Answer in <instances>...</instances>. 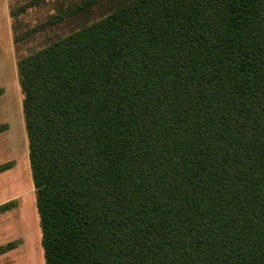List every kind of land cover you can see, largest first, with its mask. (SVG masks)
Segmentation results:
<instances>
[{
	"label": "trees",
	"instance_id": "obj_1",
	"mask_svg": "<svg viewBox=\"0 0 264 264\" xmlns=\"http://www.w3.org/2000/svg\"><path fill=\"white\" fill-rule=\"evenodd\" d=\"M10 14L45 264H264V0Z\"/></svg>",
	"mask_w": 264,
	"mask_h": 264
},
{
	"label": "rangeland",
	"instance_id": "obj_2",
	"mask_svg": "<svg viewBox=\"0 0 264 264\" xmlns=\"http://www.w3.org/2000/svg\"><path fill=\"white\" fill-rule=\"evenodd\" d=\"M25 0H0V205L11 203L0 213V264H45L40 216L29 158V140L23 112L18 59L44 44V32L36 38L14 42L11 7ZM46 8H32L20 16L26 26L47 17Z\"/></svg>",
	"mask_w": 264,
	"mask_h": 264
}]
</instances>
